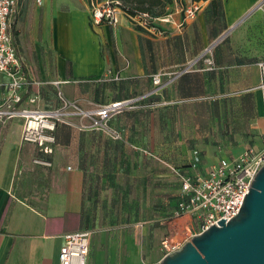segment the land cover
<instances>
[{
  "label": "crops",
  "instance_id": "crops-1",
  "mask_svg": "<svg viewBox=\"0 0 264 264\" xmlns=\"http://www.w3.org/2000/svg\"><path fill=\"white\" fill-rule=\"evenodd\" d=\"M236 1L201 0L187 19L175 4L170 22L147 30L125 16L94 27L88 0H19L12 33L29 83L17 108H58L59 90L84 109L134 100L108 130L59 122L51 166L22 140V117L0 120V264H60L63 235L82 229L94 231L87 264H159L165 237L182 245L201 231L190 213L158 220V206L154 220L98 228L96 205L180 199L172 167L205 172L263 147L264 36L249 31L264 30V10L250 14L259 0ZM7 80L0 74V103Z\"/></svg>",
  "mask_w": 264,
  "mask_h": 264
},
{
  "label": "built area",
  "instance_id": "built-area-1",
  "mask_svg": "<svg viewBox=\"0 0 264 264\" xmlns=\"http://www.w3.org/2000/svg\"><path fill=\"white\" fill-rule=\"evenodd\" d=\"M174 1L185 19L194 17L202 5L201 0ZM18 3L19 0H0V74L8 77L5 83L7 94L0 103V120L22 117L24 119L22 140L35 144L38 150L46 155V157L36 158L37 163L51 166L52 160L48 156L55 151V131L59 122L68 123L79 129L108 130L107 123L110 118L129 106L134 99L95 104L90 109H84L59 90L61 105L58 108H17L16 105L23 99V89L29 83L12 33V15ZM88 4L91 24L94 27H100L103 24L115 26L122 16L131 20L135 26L147 30H156L158 22L171 21L169 6L163 15L155 16L143 11L130 13L121 0H88ZM127 64H129L128 59ZM261 67L264 76L263 63ZM163 74L164 72H158L153 75L156 85H164ZM113 78L119 79L120 74H114ZM38 99V95H33L29 101L36 103ZM75 116H80L81 120L75 122L73 120ZM84 118L89 120L85 121ZM263 164L264 145L261 149L251 146L234 158L223 157L205 172H190L172 167L180 179L181 190V197L172 216L192 214L199 222L201 231L215 223L218 225V221L222 218H227L226 222L229 221L241 209L245 195L249 193L253 179ZM93 234L94 231L91 229L65 233L59 252L60 264H87ZM161 246L167 254L179 249L181 242L165 237L161 241Z\"/></svg>",
  "mask_w": 264,
  "mask_h": 264
},
{
  "label": "water",
  "instance_id": "water-1",
  "mask_svg": "<svg viewBox=\"0 0 264 264\" xmlns=\"http://www.w3.org/2000/svg\"><path fill=\"white\" fill-rule=\"evenodd\" d=\"M239 212L196 233L159 264H264V164Z\"/></svg>",
  "mask_w": 264,
  "mask_h": 264
},
{
  "label": "rangeland",
  "instance_id": "rangeland-1",
  "mask_svg": "<svg viewBox=\"0 0 264 264\" xmlns=\"http://www.w3.org/2000/svg\"><path fill=\"white\" fill-rule=\"evenodd\" d=\"M123 5L130 6L131 2L130 0H121ZM237 3L236 0H231ZM165 10H167V6L169 8H173V5H175L174 0H165ZM235 9V7H234ZM264 10V0H259L258 5L250 12L253 13L255 10ZM162 10L161 6H153L152 12L156 15ZM231 32V31H230ZM230 32L227 33V35L230 34ZM224 33V32H223ZM249 37H263L264 30L262 29H251L249 31ZM177 187V186H176ZM179 199H170V200H162V199H139V198H127V199H104V200H98V204L96 205V211L97 213V220L98 221V228L105 227L109 223L116 222L117 220L126 222V223H139L141 221L146 220H154L153 214L149 210L151 206H158L161 210L160 213H157V219L163 220L166 218H169V216H172L171 211L173 212L175 209V206L177 205ZM99 207V209H98ZM167 210H164L166 209ZM165 211V212H164ZM96 220V221H97ZM159 224V221H157ZM157 223H153V225H157ZM191 239V238H190ZM189 239V240H190ZM181 239H172V241L175 242H181L179 241ZM184 244V243H183ZM182 244V245H183ZM181 245V246H182ZM166 255V254H165Z\"/></svg>",
  "mask_w": 264,
  "mask_h": 264
},
{
  "label": "trees",
  "instance_id": "trees-1",
  "mask_svg": "<svg viewBox=\"0 0 264 264\" xmlns=\"http://www.w3.org/2000/svg\"><path fill=\"white\" fill-rule=\"evenodd\" d=\"M199 1V0H195ZM131 4L130 6L125 5V8L128 9L130 13H135L136 11H143V12H149L155 15L152 12L153 6H161L162 10L157 13L155 16H161L163 15L166 10L164 9L166 6L165 0H130Z\"/></svg>",
  "mask_w": 264,
  "mask_h": 264
}]
</instances>
